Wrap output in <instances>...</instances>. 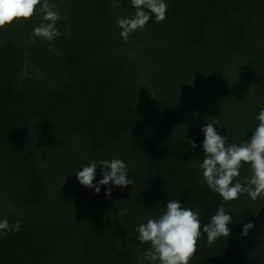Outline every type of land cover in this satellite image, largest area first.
<instances>
[{"label":"trees","instance_id":"trees-1","mask_svg":"<svg viewBox=\"0 0 264 264\" xmlns=\"http://www.w3.org/2000/svg\"><path fill=\"white\" fill-rule=\"evenodd\" d=\"M165 2L167 18L127 42L117 20L134 15L131 0H49L67 17L52 41L32 35L39 9L0 28V220L21 225L0 233V264H150L137 227L173 199L202 225L221 205L232 217L214 245L202 232L190 264H264V196L226 202L200 167L207 122L229 145L259 123L264 0ZM113 158L132 185L78 181L95 161L99 184ZM249 176L243 164L237 180Z\"/></svg>","mask_w":264,"mask_h":264},{"label":"clouds","instance_id":"clouds-1","mask_svg":"<svg viewBox=\"0 0 264 264\" xmlns=\"http://www.w3.org/2000/svg\"><path fill=\"white\" fill-rule=\"evenodd\" d=\"M131 5L136 9L134 15L117 20L120 35L125 42L131 33L143 30L153 14L156 22H163L167 18L168 4L165 0H131ZM56 7L49 0H0V28L16 20H30L39 9L42 21L33 29L32 35L52 41L61 36L56 27L57 22L67 19L61 17ZM70 34L67 32L64 35ZM256 119L259 123L250 139L241 144H227V138L214 127L219 121L207 122L202 127L204 159L200 167L203 178L207 187L226 202L239 199L241 194H247L253 201L264 196V108L260 109ZM188 143L192 148L197 147L194 140ZM243 164L250 165V176L240 182L237 178ZM100 166H103V178L99 184H94L98 168L95 161L76 173L78 181L83 186L94 188L96 193L100 192V185H109L110 182L120 188L134 183V178L128 179V166L123 160H102ZM111 192L112 188L109 187L106 195L110 197ZM231 221L230 213L221 205L209 223L202 225L199 209L183 207L180 201L173 199L167 202L166 211L158 218H149L146 223L138 225L137 232L141 243L150 245L144 252V258L150 264H190L198 250L202 232L207 234L208 245H214L218 238L230 236ZM20 226V221L10 224L5 217L0 220V233L11 231L15 234ZM253 227L252 222L244 224L242 236H247Z\"/></svg>","mask_w":264,"mask_h":264}]
</instances>
